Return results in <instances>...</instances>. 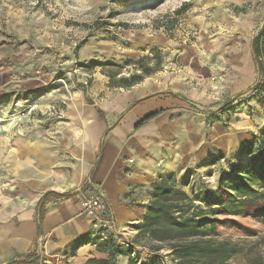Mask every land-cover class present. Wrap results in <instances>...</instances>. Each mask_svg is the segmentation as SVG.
Instances as JSON below:
<instances>
[{
  "label": "rangeland",
  "instance_id": "rangeland-1",
  "mask_svg": "<svg viewBox=\"0 0 264 264\" xmlns=\"http://www.w3.org/2000/svg\"><path fill=\"white\" fill-rule=\"evenodd\" d=\"M185 1L189 7L172 22L174 11ZM235 7L254 12L258 25H264V0H248L231 9ZM224 10L225 0H0V211L12 202L20 181L37 177L46 157L52 167H75L77 103L105 98L110 81L141 72L134 62L143 56L149 58L145 63L158 68L144 79L186 99L187 113H172L169 121L158 123L164 136L150 147L153 164L166 166L169 170L162 176L173 172L179 185L203 206L208 193L216 197L219 187L231 190L227 173L233 164L249 163L250 157L239 150L260 134L264 108L250 101L241 102L232 113L222 110L227 99L237 98L225 86L230 83L227 71L216 61L224 47L213 43ZM97 20L104 23L98 29L92 26ZM172 25L176 26L169 31ZM165 37L178 44L171 42L168 49L157 44L161 49L152 52L146 47ZM241 39L245 52L251 46L250 35ZM155 52L160 59L153 58ZM228 56L227 52L224 58ZM92 60L100 64L88 66ZM257 75L256 70L242 76V85L249 87ZM251 184L261 191L259 183ZM252 209L218 214L239 222L219 226L218 240L241 247L224 264H250L264 255V215H250ZM123 230L132 238V227ZM158 243L142 239L137 246L149 252V246ZM162 246L166 264H175L170 248Z\"/></svg>",
  "mask_w": 264,
  "mask_h": 264
},
{
  "label": "crops",
  "instance_id": "crops-1",
  "mask_svg": "<svg viewBox=\"0 0 264 264\" xmlns=\"http://www.w3.org/2000/svg\"><path fill=\"white\" fill-rule=\"evenodd\" d=\"M247 1L225 0L224 14L218 21L219 30L213 34V43L224 47L216 61L227 71L225 77L230 83L225 86L235 92L237 103H243L248 97L244 93L254 84L244 87L240 78L256 71L251 46L243 52L241 38L249 34L250 39L247 40L251 45L255 31L262 26L258 25V16L254 12H235L231 9V6H242ZM181 5L184 9L171 17L172 22H178L190 4L185 1ZM175 26L168 27L169 31ZM171 42L178 44L170 37L168 41L167 38H158L157 41L151 40L146 47L159 50L161 47L158 45L164 44L168 49ZM183 42L186 43L185 40ZM227 52L229 56L224 58ZM108 87L105 98L96 102L89 99L84 105L80 100L77 103L80 108L75 123L79 131L76 141L73 139L72 149L73 155L78 157L75 167L72 170L52 167L49 164L51 160L46 157L37 177L20 181L17 184L19 191L15 190L12 202L0 211V264L19 260L20 256L33 251H38L40 258L30 264H83L91 257H108L107 252L98 249L92 223L82 213V197L90 192H97L104 198L120 229L143 221L144 205L150 198L149 184L169 170L158 163L154 165L155 159L150 154L151 145L163 140L158 123L169 121L172 113H187L186 99L175 90H161L145 79L126 89ZM250 101L258 103L256 98ZM154 113L157 114L152 119L136 128L144 118ZM63 145L66 146V143ZM128 158L133 159L130 165ZM49 191L70 193L71 196H49L39 235L37 203ZM89 233L90 238L83 245L74 253L69 251L72 243ZM136 233L133 228L132 237ZM117 264H129L128 256H118Z\"/></svg>",
  "mask_w": 264,
  "mask_h": 264
},
{
  "label": "trees",
  "instance_id": "trees-1",
  "mask_svg": "<svg viewBox=\"0 0 264 264\" xmlns=\"http://www.w3.org/2000/svg\"><path fill=\"white\" fill-rule=\"evenodd\" d=\"M184 6L176 9L174 14H180ZM235 12H244V9L234 8ZM104 23L95 21L94 28H101ZM121 26H129L127 23H120ZM85 43V41H82ZM156 48H151L156 51ZM251 53L257 70L256 82L245 92L248 97L243 103L256 98L258 103L264 108V25L259 27L253 35L251 43ZM153 58H159L158 52H155ZM148 56L138 58L134 64L141 72H134L128 77H121L118 82H109L110 87H130L144 80L156 72L158 68H153L144 61ZM99 61L92 60L88 66L99 65ZM112 80V77H110ZM232 98L227 99L222 110L225 112H235L236 107L241 102L234 103ZM157 113L150 114L144 118L136 128L141 127L145 122L152 119ZM217 119H220L216 115ZM239 154L250 157L247 165L233 164L227 173L231 182L233 191L228 187L222 189L219 187V194L213 197L210 193L204 198L205 206L197 203L190 196L182 185H179L173 172L160 176L151 182L149 188V202L144 205L145 214L140 224L131 226L137 230L132 237V246L125 247L116 241L112 234H95L94 239L98 249L107 252L108 257H91L83 264H117V257L120 255L128 256L129 264H139L138 257L133 255L134 245H139L142 239L159 242V245H150L149 253L152 257L144 259L140 264H166V255L160 253L162 245L166 244L171 252L169 253L175 264H224L232 256L239 253L241 247L236 243L226 239L218 240L221 234L220 224L225 221L239 222L230 217L220 218L218 214H241L246 209L250 215H264V127L258 136L253 137L243 144ZM100 159V158H99ZM99 160L96 163L98 166ZM251 182H257L261 185L259 192ZM228 188V189H227ZM239 193L240 196H236ZM57 198H68L70 193H57L53 191L46 192L37 203V228L38 234H41V226L45 214V204L49 196ZM255 195V196H254ZM254 196V197H253ZM225 197V199H224ZM260 202V203H259ZM90 238V233L70 245L72 253L83 245L85 240ZM102 238V239H101ZM19 260L10 261L8 264H30L40 258L38 251H33L27 255L20 256ZM250 264H264V255H260L250 261Z\"/></svg>",
  "mask_w": 264,
  "mask_h": 264
},
{
  "label": "built area",
  "instance_id": "built-area-1",
  "mask_svg": "<svg viewBox=\"0 0 264 264\" xmlns=\"http://www.w3.org/2000/svg\"><path fill=\"white\" fill-rule=\"evenodd\" d=\"M81 205L82 213L90 219L95 234L103 235L102 238H104L106 234H112L119 244L125 247L132 246V238L129 237V233L116 225L112 211L99 193L90 192V194L84 195L81 200ZM133 249V254L139 256L141 262L143 259L152 257L148 251H141V247L137 245H134Z\"/></svg>",
  "mask_w": 264,
  "mask_h": 264
}]
</instances>
